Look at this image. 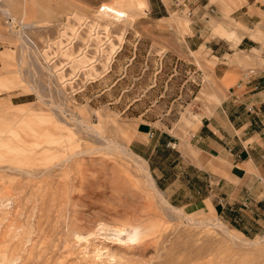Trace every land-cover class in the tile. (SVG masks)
<instances>
[{
	"label": "rangeland",
	"instance_id": "1",
	"mask_svg": "<svg viewBox=\"0 0 264 264\" xmlns=\"http://www.w3.org/2000/svg\"><path fill=\"white\" fill-rule=\"evenodd\" d=\"M148 9L0 0V264H264V230L172 205L129 147L132 118L186 130L223 92L188 9Z\"/></svg>",
	"mask_w": 264,
	"mask_h": 264
},
{
	"label": "crops",
	"instance_id": "2",
	"mask_svg": "<svg viewBox=\"0 0 264 264\" xmlns=\"http://www.w3.org/2000/svg\"><path fill=\"white\" fill-rule=\"evenodd\" d=\"M148 3V13L158 18H166L174 5L188 9L189 46L210 52L223 92L211 113L186 130L145 117L146 112L142 120L132 118L129 147L148 163L172 205L220 215L241 234H258L264 230V0ZM237 55L240 61L229 62ZM248 69H255L254 75L238 87Z\"/></svg>",
	"mask_w": 264,
	"mask_h": 264
},
{
	"label": "bare ground",
	"instance_id": "3",
	"mask_svg": "<svg viewBox=\"0 0 264 264\" xmlns=\"http://www.w3.org/2000/svg\"><path fill=\"white\" fill-rule=\"evenodd\" d=\"M136 2V1H135ZM137 6V5H136ZM141 6H139V8H140ZM109 8H113L111 5L110 6H108L107 8H104L103 10H102V12H103V14H106V15H108V16H111V17H113V14L112 13H110V11H109ZM115 8H117L119 11H118V13L117 14H115L116 16H119V15H121V14H123V11L119 8V7H115ZM107 9V10H106ZM119 14V15H118ZM115 16V17H116ZM121 47V46H120ZM210 87V86H209ZM206 91V90H205ZM157 190H158V188H157ZM182 212V211H181ZM180 212V213H181ZM183 213V212H182ZM140 227V226H139ZM138 230V229H137ZM148 230V229H147ZM136 231V230H135ZM149 231V230H148ZM145 233H147V232H145ZM139 235V234H138ZM139 239V238H138ZM136 240V239H135Z\"/></svg>",
	"mask_w": 264,
	"mask_h": 264
},
{
	"label": "built area",
	"instance_id": "4",
	"mask_svg": "<svg viewBox=\"0 0 264 264\" xmlns=\"http://www.w3.org/2000/svg\"><path fill=\"white\" fill-rule=\"evenodd\" d=\"M254 73H255V69H248V70L244 71L243 75H242L243 80L240 83H238L237 86L240 87L243 84V81L245 79L250 78L252 75H254Z\"/></svg>",
	"mask_w": 264,
	"mask_h": 264
}]
</instances>
